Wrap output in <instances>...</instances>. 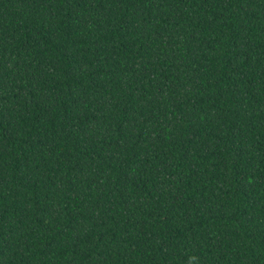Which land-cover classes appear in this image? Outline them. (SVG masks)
<instances>
[{"label": "trees", "instance_id": "trees-1", "mask_svg": "<svg viewBox=\"0 0 264 264\" xmlns=\"http://www.w3.org/2000/svg\"><path fill=\"white\" fill-rule=\"evenodd\" d=\"M0 264H264V0H0Z\"/></svg>", "mask_w": 264, "mask_h": 264}]
</instances>
